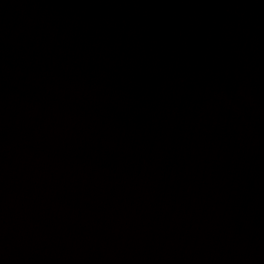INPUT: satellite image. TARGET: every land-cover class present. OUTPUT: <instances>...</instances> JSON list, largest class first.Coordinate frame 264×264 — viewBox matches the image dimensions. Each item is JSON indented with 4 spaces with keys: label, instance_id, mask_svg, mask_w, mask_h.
I'll list each match as a JSON object with an SVG mask.
<instances>
[{
    "label": "water",
    "instance_id": "water-1",
    "mask_svg": "<svg viewBox=\"0 0 264 264\" xmlns=\"http://www.w3.org/2000/svg\"><path fill=\"white\" fill-rule=\"evenodd\" d=\"M0 264H264V0H0Z\"/></svg>",
    "mask_w": 264,
    "mask_h": 264
}]
</instances>
